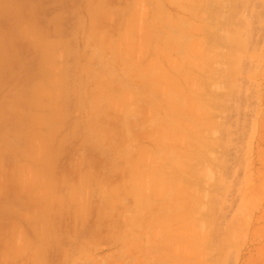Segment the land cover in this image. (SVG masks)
Here are the masks:
<instances>
[{
  "label": "rangeland",
  "instance_id": "rangeland-1",
  "mask_svg": "<svg viewBox=\"0 0 264 264\" xmlns=\"http://www.w3.org/2000/svg\"><path fill=\"white\" fill-rule=\"evenodd\" d=\"M187 1L188 0H182L180 1V3L178 0L176 2L175 0H115L114 4L117 7V11H119V15L121 17H124L123 19H125L120 20V23L110 22V29L114 24V27L117 31H115V33H117L118 36H110L106 39V44L108 48L107 53H94L89 56L93 66L98 71V75L103 73V78L107 82L106 85H108L109 93L110 95L114 96H112L113 98H111L108 103L104 104V107H102L101 110L94 109L92 113L88 114L87 117L89 118L80 115L81 112H79L75 123H72V121H70L67 126H62L61 142L62 144L66 145L68 149L64 153L65 160L61 167L60 177H57L58 179L55 180L53 186L45 190V196L39 199L38 206L35 208L36 211H33V209L31 208L32 212L27 213L26 216L23 217L22 221L25 223L24 228L19 231H9L8 239L9 241L12 240V242L7 243L5 252L12 253L14 257L23 256L24 259L28 260L25 262V264H205L202 262V260L197 259L199 255L201 257V253L203 251L205 256H202L201 259H203L204 257L206 258V256L208 258L209 255V258H206V261H212L213 259L215 260L214 257H216V260L218 259V261L215 260L216 262L214 261L215 263L213 264H216L217 262V264H219L223 258V255L221 256V253H223L222 251L225 249L224 246H226L227 249L230 246H234L236 247L234 248V250L240 258H238V264H264V217H262L264 215V187H261L264 186L261 185V181L264 184V46H261L257 52H253L258 55L254 57L255 63L258 61V58H261V61L259 62V64H257L256 68H252L253 70L248 71L249 74H246L245 77L243 76L245 73H243L242 75L244 79H246V76H248L250 83L252 84L250 86L249 84L246 86V88H248L247 91L251 89L249 93H246V95L249 96V99L251 101V103L249 104V108L251 107V110L249 109V112L253 110L252 112H254L255 114L259 113V116L255 115V117L257 119H260H258L257 122L256 119L253 117L254 115L252 116L255 119L256 127L258 126L256 129L259 132V134L258 132H256L257 137L255 135V137H253L251 140L252 142L255 139L253 141L254 143H250V145L248 137H246V139H243V141L241 142V162L243 166L242 169L244 168L245 172V168L247 167L246 169L248 170L245 173L242 172L244 173V175L241 173L243 175V178L245 177V186H242V191L246 189H252V192L249 195L247 194V197L245 198H249L250 202L252 201V204L250 203L251 206L249 204V201L247 200L248 202H242V207L239 206V208H237L238 210L241 209L243 211V204L247 203V206L245 204L244 206L250 209V212L247 213L249 214V218L246 214L244 215L246 216L247 222H249H245V225L243 227L242 225L244 223L242 224L239 222L243 219V213H241L242 211L240 212V210H236L235 214H233L234 211L232 214L228 212L230 216L233 215L234 217V220L231 222L228 221L232 217H230L226 212V214L229 216V219L226 222L225 220L227 219V217L225 218L223 216V214H225L223 211L229 210V208L226 207L227 209H224L223 211H221V213H219L220 208L218 210L219 212L215 210L216 207V209H218L219 200H221L218 196L222 193L220 191L222 188H218L217 186V179L220 176L218 170L220 169V165L222 163L221 159H223L224 157L223 153L221 152H225V149L223 148L222 144L225 145L227 143L225 142L226 137L221 138L222 133L220 130V126L222 125L217 122L224 121V116L226 115V113L227 115H229L228 112L230 111L232 112L231 114H233L234 117L235 112H233L232 109L235 110L236 107H232V105L234 104L235 99L234 97L229 99V95H232V90H238L237 86L239 85L237 84L240 83L239 79L241 78H239L240 73L237 72L239 73L238 76V74L235 73L236 71L234 70V68L230 66V63H227L228 61L222 62L225 63L224 67L222 66V63L219 61L218 53L216 57H212V55L216 51L223 53L225 49L226 51L228 50V48H225L226 46L224 41L218 44L217 36H223L221 33L224 34V28H228V30H230L229 25L231 24L229 23L231 21L229 20H232V17L230 19H227L229 18V16H226L225 18V13L229 14L226 11L227 8L231 7L229 3H231L232 0H218L219 2L217 1L216 4L213 2L214 0H212L211 2H213V4L216 6H213V4L209 2L210 0H207V3H205V5L204 2L206 0H201L203 2L200 1V3H198L199 0H197L198 2L194 4L196 2L195 1L192 4L193 6H195L192 8H194L196 11L197 8L195 7H198V13L200 12L199 16L204 13L208 15L205 16L211 17V14L216 12V14L213 15L216 16V18L211 17L210 20H208L209 18H204V20L207 19L206 21L208 22L203 20V15L202 19L201 16L199 17L200 19H195V14H197V11H194L195 13H192L193 10L191 11L193 15L190 13L186 14L185 12V16L187 15V17H185L184 13H182L185 17L184 21L181 12H189L190 9L187 10V8H190L192 6L189 1L193 2V0H189V4H187ZM233 1L234 5L229 8L231 12L235 13L236 10H238L237 12H243V8H241L244 5L243 1ZM177 2H179L180 4H178ZM174 3L175 5H173ZM181 4L183 6H180ZM199 4H201V6ZM184 5H186L187 8ZM206 5L209 6L206 7ZM238 5L241 6L239 7ZM233 6H238V9L236 8L235 10ZM211 9H217L218 11L213 10V12L211 11ZM232 9L235 10V12L232 11ZM201 10H203V12H201ZM209 11L211 12V14L207 13ZM240 12L239 14L242 15L243 13ZM181 16L183 19H180ZM221 16L224 18L222 19ZM170 17H172L174 21ZM217 17H219V21L216 20ZM176 18H178V20ZM212 18L213 20L215 19V22L212 21ZM234 19L232 22H234V24L236 25H239L237 24L239 22L236 21V16ZM227 20L229 22H227ZM238 20L241 21V18H239ZM220 21L224 26V28L220 31L216 29L220 33V35H217L219 33H217L215 29L207 31L209 30L208 27H204V25H202L203 23H205V25H210V28L211 26H213L212 28H214V25H217L218 23H220ZM177 22L179 25H175V23ZM210 22H213V24L211 25ZM223 22L225 23L223 24ZM170 23L172 25H170ZM221 23L219 25H221ZM222 25L221 28L223 27ZM262 25L263 26L261 28H264V24ZM195 26H202L205 29L203 30V28H201L203 32H200L201 29L199 32H196L199 30V28L197 29V27ZM193 28L197 30H194ZM230 28H232V31L234 30L233 26H230ZM235 28H238V26H235ZM242 28L243 25L241 26V28L238 29ZM245 28L246 27L242 29L243 31L238 29L237 31L244 33L246 30ZM184 30H188L187 33L184 32L186 35H182ZM209 32H211L212 34H210ZM110 33H113V31L110 30ZM213 33L215 34V36H217L215 37ZM211 35H213L214 37ZM214 40L217 41L215 42L217 43L216 45H220V47H216L215 44V46H213L212 44L211 47V42L214 43ZM193 42H195L194 45L192 44ZM205 42H209V48L207 46L208 43L206 44ZM197 43L200 44L196 46ZM221 44L223 46H221ZM205 45L208 49L207 53L211 51V48L212 50L213 47L216 48V51L214 53H211L212 55L208 53L213 59H210V57H208L209 55H204L207 54L206 51L203 50H206V47L203 48V46ZM241 46L242 44H240L239 47ZM201 51H203V53ZM201 53L203 57L202 55H200ZM233 54H235V49L233 51ZM171 56H173L174 58ZM207 58L209 59L207 60ZM167 59L169 62L166 61ZM175 59H177L176 61L178 63V66L177 64H175ZM190 60L191 65H187V61L189 62ZM155 62L157 64H155ZM194 62L197 63V65H195ZM173 63L175 65H173ZM218 63H221V65ZM219 65L224 69H230L229 71L233 73H230L226 70V74L229 73L231 75H225L229 76L227 79H225L223 76L219 75L220 72L217 73L219 70L222 71V68ZM229 67H232V69ZM224 69L222 72L225 74ZM216 70L218 71L216 72ZM164 73L168 78L167 82L170 81V86L165 81L166 76L164 75ZM180 73L183 75H180ZM159 75L160 78L158 77ZM235 75L238 76V79L236 77L237 82L235 80ZM170 77L172 80H170ZM182 77L185 82L182 81ZM185 78L188 79L185 80ZM221 79L223 82L221 81ZM172 81H180L179 84L183 86H180L178 82L175 83L176 85L172 86L174 84V82L171 83ZM156 84H158V86ZM160 88L162 89L160 90ZM196 88L198 90H196ZM180 89L182 90V92ZM229 89H232L231 94L229 93ZM176 90L178 93L174 92ZM192 90H194L197 94L195 92H192ZM179 93H184L186 96L183 94L181 95ZM225 93L229 97H226ZM192 94L199 95L193 96ZM235 94L236 93H234L233 95ZM190 95H192L191 98ZM250 95L252 97H250ZM171 96L174 97L171 98ZM219 96L222 97L220 98ZM223 97H225L226 99H222ZM192 99H195L200 106H202L203 103L209 105L208 107H205H210L212 113L210 112L209 115L207 114L209 112L208 110H210L209 108L205 109V117L199 116L202 114L200 112L204 108L202 107L203 109L200 110L199 108L198 110L196 106H199L197 105V102H195L196 106L194 105V111H196L197 109L196 112L198 113V115L197 113L192 112L194 115H196H193L194 117H192L190 115L191 110H193L191 106L192 103L195 104V100L193 101ZM183 100L185 101V103ZM221 100L225 103H228L229 107H227V105L226 107L229 108V110L226 107H223L225 106V104H223ZM189 104V114H186L188 111L187 105ZM178 105L180 108L178 107ZM234 105L236 106V104ZM166 106H168V108ZM176 107L178 110L176 109ZM225 108L228 110H226V113H224ZM157 116L159 117V119ZM249 120H251L250 117ZM193 121L195 122L194 124H196V121H198L199 123L202 122L203 124H207L203 126L208 127L204 129L201 126H198L197 124L196 125L198 127L196 125L193 126V124H191L193 123ZM228 121L234 122V118L231 117ZM228 121L226 123L223 122V124L227 126ZM169 123H171V125ZM189 123L191 124V126ZM187 124L190 127L193 126L194 130L191 129V132L189 130L187 131V129H190L189 126L187 127ZM195 126L199 129L195 130ZM226 128H228V126L225 127V129ZM248 128L249 127L247 125V129ZM162 129L166 134L168 133V135L171 137V140L169 139V136L168 138L164 137L167 136L165 133H163V136H161L163 132ZM159 130L162 132H160ZM180 130L182 132H180ZM197 130H200L201 133H198L199 131ZM186 131L188 132V134L186 133ZM246 132L248 134L250 133V130H246ZM154 133L156 135H154ZM178 133H183V136L186 133V139L187 136L190 135V133L192 134L191 136H189L190 138L192 137V140H189L188 138L190 143L187 141L189 143V147L191 148H189L187 145L185 146L186 139L183 140L185 141L184 143H182L183 141L181 140L180 142L178 141L180 144H183L182 146L187 147V149H192L191 151H186L184 147L179 148V146L181 145L174 143L173 140H175L176 138L173 137H176ZM204 135L210 137V139H213L215 143H213V145L207 144L204 147H200L197 138ZM154 136H157V139H153ZM183 136H180L181 138H178L177 136V138L182 139ZM163 138L164 140H161ZM222 139L223 141H221ZM167 140L168 142L169 140L170 142L173 141L171 142V146H175L176 149H183L185 150V152L188 153L191 152V155L182 152L181 155L183 156L184 153L188 155V157H193L192 154H196V156L200 155L202 157H205L206 161L209 158L213 159L212 161H207V164H209V161L210 164H213L211 168L213 173H210L211 166L207 165L209 167L205 168H208V176L205 175L204 170L201 169L204 173L203 176L205 175L206 178L200 177L202 178L199 179L201 180L200 182L199 180H195V176L197 175L196 172L199 171V174L200 172H202L200 171V168H202L203 166L202 164H205L204 166H206V163H203L206 162L204 161L205 158H203L202 160L201 157H198V160L195 156V161H199V163H201L202 161L203 162L199 164L198 162H194L193 159L189 160L191 165H189L188 168L187 166L189 163H186V161H188V157H185L187 158V160L185 161V158H183V156L181 158V156L179 155L180 150L176 152V149H173L174 152H176V155L173 150H170L169 153L167 149H172V147L166 148V145L168 144ZM216 141L219 142L218 145L216 144ZM175 142H177V140H175ZM190 144L194 146H191ZM196 144L198 145L197 147ZM167 146L169 147V144ZM221 147L224 149L223 151L221 150ZM202 148L203 150H201ZM171 151L174 153V155L171 154ZM177 154L179 155L182 163H179L180 160ZM168 156H171V161L169 160ZM172 156H175L174 160L176 161V163L178 159V165L175 164L174 161H172ZM165 158L166 160L168 159V162L165 161ZM169 161L171 163H169ZM184 162L185 164H183ZM180 164H183V167L186 164L187 166L183 168L179 166ZM170 166L175 168L171 169L175 170L177 174L178 172L184 174L180 177H177L173 175V173H175L173 171V176H171V172L169 171V169H167ZM198 167H200L199 170L195 171L198 169ZM188 170H190V172H193H187ZM254 170L255 172H257L256 174L253 173ZM141 172L143 173V175H141ZM177 174L175 173V175ZM192 174H194L195 176L193 177ZM209 174H211L212 177L210 175L211 178L207 179L209 177ZM249 174L250 176H248ZM186 175H190L189 177L194 178L193 180L198 182V184L196 183V185L193 186L194 183L192 182V185H190V181L193 180L187 178V180L189 179V183L184 181L186 183L185 185L187 187H189L190 185L191 188L184 187L181 189V187H183L181 185H184V182L182 183L181 180L187 177ZM142 176L145 179H143ZM167 176H171V178L177 177L182 183L180 185L179 180L177 181L175 179L179 184L174 183V188H177L175 185L177 184L179 186V191H183V189L190 190V194L188 192L186 193L187 190L185 191V193H183L185 198L187 195H189L186 199L184 198L187 203L184 201V199L181 198L183 196L181 194H178V188L174 189L175 191L177 190L176 193H173V191L169 192L168 189H171L170 187L173 185V182H171L173 178L170 179V183ZM199 176H202V174H200ZM198 177H196V179ZM204 178L209 180L210 182H208ZM153 179L156 180V182ZM202 180L205 181L203 182ZM167 182H169L170 184L169 188L165 187V184L166 186L168 185ZM151 184L154 186L153 188ZM139 185L144 188V191ZM157 186L159 188L155 189L157 188ZM149 187H151V191ZM161 187L162 189L164 187L167 188L166 190L168 191V193H170V195L167 192H164V194L166 193L164 195L161 190ZM160 190L163 196L161 195V192H159L160 196L157 195L158 191ZM194 190L196 194L194 193ZM200 191L202 194L201 197L203 201H200ZM256 192L259 193H257L256 195ZM215 193H217L218 195V198L216 200L214 199L215 197L213 198ZM203 194L204 197L206 195L207 197L204 198ZM174 195H176L178 199L176 196L174 199ZM195 195L198 196L195 197ZM251 195H256L255 197L253 196L254 200L253 197L252 199H250ZM164 197L165 199H163ZM167 197H169L170 200L173 199V201L171 200V205H175L176 203H178L176 201H184V203H180L181 205L178 203L181 209L178 207V204L176 207L172 206L169 208L170 204H168V202H171ZM190 198L192 199L193 205H191L192 203L190 201ZM193 200L196 201L195 203L197 205L200 202L199 206H194ZM207 201L209 203L205 204ZM201 202H205L204 204L207 206H209L210 204V211L208 209L209 207L207 208V210L205 209L206 207L204 208V210H202L204 205ZM220 202L221 207L222 201ZM165 203L168 204V206ZM182 203L185 206L188 204L187 206H189V208H187V206L185 208ZM201 204L203 205L202 209L200 208V206H202ZM191 206L194 207H192L191 209ZM184 208L187 210H184ZM246 208L244 209L247 211ZM181 210L185 212L182 213ZM245 210L244 212L246 213ZM203 213L204 215L202 216ZM207 214H209L210 216L214 214V222H216L215 224L218 225V228H215L218 229V231L221 227L230 228V226L232 227L238 225V230H240L239 226H242L241 228L243 229L241 231L246 237H242L243 235L240 237H235L231 245V241L229 242V239H227L228 245H225L226 243H224V245L221 244L220 247H222L223 245V250L218 248L219 253L214 252V250H210V253H208V250H200L199 252H196V250H198V247L202 248L200 247L201 238L204 235V233L201 232L202 226L203 228L205 227L204 232L209 230L210 227L211 229L209 230V232H216V229H214V227H212L211 225L212 222L210 224H208V222H205L208 226L211 225L210 227H208L206 224L204 226V223L202 225V220L209 221L210 216L208 218L206 216ZM221 214L225 218V220H223L224 218H222ZM220 216L223 221L221 220ZM205 218L208 220H206ZM211 219L212 217L210 218V221ZM246 219L244 218V221ZM237 227L232 228L235 230ZM212 228L213 231H211ZM232 228L230 229V233L232 232L231 230H233ZM227 229L228 228H225V230ZM225 230L223 232L222 229L223 233H221H229L228 230V232H226ZM237 231L235 230V232ZM235 232L234 234H232V237L235 234L239 235ZM212 234L210 233V235ZM221 235L219 236L217 234H214V240L212 243L218 244L221 242H219L220 239L222 240V243L226 242V238H224L225 234L222 235L224 237H222ZM226 236L227 238H229L231 235ZM215 237L217 238L215 239ZM179 238L181 240H179ZM189 240H194L196 242L199 241L198 245L200 246L196 244L197 246L195 245L194 247H191L192 244L190 245V242L188 243L189 245H185V242ZM196 242L193 243L195 244ZM217 246H219V244ZM232 248H230V250ZM192 250H194V252H191ZM188 251L194 253V256H192L193 254L190 256L191 253L189 252L188 255L191 258L187 257ZM228 251H224V254ZM231 251H233V249ZM239 251L241 252L239 253ZM196 253L200 254L197 255ZM260 253H262V255Z\"/></svg>",
  "mask_w": 264,
  "mask_h": 264
},
{
  "label": "crops",
  "instance_id": "crops-1",
  "mask_svg": "<svg viewBox=\"0 0 264 264\" xmlns=\"http://www.w3.org/2000/svg\"><path fill=\"white\" fill-rule=\"evenodd\" d=\"M114 2L0 0V264L28 261L5 252L8 233L60 177L62 126L114 96L89 57L118 36Z\"/></svg>",
  "mask_w": 264,
  "mask_h": 264
},
{
  "label": "bare ground",
  "instance_id": "bare-ground-1",
  "mask_svg": "<svg viewBox=\"0 0 264 264\" xmlns=\"http://www.w3.org/2000/svg\"><path fill=\"white\" fill-rule=\"evenodd\" d=\"M176 1H177V0H175V2H176ZM178 1L180 2V1H182V0H178ZM188 1H189V0H188ZM188 1H187V4L190 3L191 5H192L195 1H196V2H195L194 4H196V3L198 2L197 0H193V2H192V1H189V3H188ZM200 1H201V0H199L198 3H200ZM203 1H204V0H203ZM203 1H201V2H203ZM208 1H209V0H208ZM211 1H212V0H210L209 2L212 3V4H213V2H214V3L216 4L218 0H216V2H215V0H214L213 2H211ZM223 1H224V0H223ZM232 1H233V0H232ZM232 1H231V3H229V4L231 5V7H232V5H234V1H233V2H232ZM242 1H243V3H244V5H243V3H242L243 6L241 7V8H243V9H242L243 12H240V11H239L240 13H243L242 15L239 14V12H237L238 10H236V8L238 9V6H239V5H238L237 7H236V6H235V7L233 6V7L235 8L236 12H235V10H233L234 8L232 9V11H234L235 13L231 12V10L229 9V8H231V7H229L230 5L228 6L229 8H227V11H226V12L229 13V14H226V13L224 12V13H225V18H226V16H227V17L229 16V18H227V19H230V18L232 17V20H229V21H231V22L229 23V24H231V25H229V29H230V30H228V28H227V29L224 28V26L222 25L221 21H220V23H221V25L223 26L222 28H221V25H219L220 23H218L217 25L215 24V25H214V28H212L213 26H211V28H210V27H209L210 25H208V24L205 25V23H203V24L201 23L202 25H204V27H208L209 30H207V31H210L211 29H212V30L215 29V31H217V30L220 31V30H222V29L224 28V31H225V32L223 31L224 34L221 33L223 36H217V35H220V33L217 31V33H219V34L216 35L217 38H218V39H217V38H216V39H217V41H218V44H219L220 42H223V41H224L225 46H226L225 48H228V50H227L228 52H227L226 49H225V51H224L223 53H220V52H217V51H216V48L213 47V50H212V48H211V51H209L208 53H209L210 55H212L211 53H214V52L216 51V52H215L216 54L214 53L215 55L213 54L212 57H213V56L216 57V56L219 54V61H220L221 63L224 62V61H228L227 63H230V66H232V67L234 68V70L236 71V72H235V71H234V72H235V73H237V72L240 73V76H239V73H237V74H238L239 78H241V79H239L240 81L238 80V81L240 82L239 84H237V85H239V86H237L238 90L235 91V90H232V89H231V90L233 91V93H232L231 90L229 89V90H230L229 93H230V94L232 93V95H233L234 93H236L235 95H233V96H232V95H229V96H230V97H229V96H227L228 93H227V92H226L227 94L225 93V94H226L225 96H226V97H229V99H231V98H233V97H234V99H235V102H236V103H235L234 101H233V102H234V104H236V106H235L234 104H233L234 106L232 105V107H236V109L234 108L235 110L232 109V111L235 112V113H234V117H233V114H231V113H232L231 111L228 112L229 115H227L226 112L229 110V108H227V107H229V105H228V103H225L224 101L221 100L222 103L225 104V106L222 105L223 107H226V105H227L226 108H227L228 110H227L226 108L224 109V110H225L224 113H226L225 116H227V117L224 116V118H225L226 121L224 120V121L217 122V123H220L222 126H224L225 124H223V122L226 123L228 120H230L231 117L234 118V122H232L233 120H232L231 122L228 121V123H227L228 128L225 129V127H227L226 125H225L224 127L220 126V127H221L220 130H221V133H222L221 138L226 137V138H225L226 141H225V140H224V141L227 142V143H226L225 145L222 144V145H223V148L225 149V152L223 151L224 149L221 147V150L223 151V152H221V153H223L224 157H223V159H221V162H222V163H221V165H220V169L218 170V173L220 174V176H219L220 179H219V177H218V179H217V184H218V185H217V186H218V188H222L220 191H221L222 193H223V192H224V193H223V194L221 193L219 196L217 195V193H215L216 195L214 194V196H213V198L215 197V198H214L215 200H216L218 197H219V199H221V200H219V206H218V209H216V208H217V207H216L215 210L218 211L219 208H220V212H219V211H218V212L221 213V211H223L224 209L226 210L227 208H229V210L223 211L225 214H223V212H222L223 216H224L225 218L227 217L226 220H225V218H224V217L222 216V214H221L222 218H224L223 220H225L226 222H227V220L229 219V216H230L229 213L232 214L233 211H234L233 214H235L236 210H238L237 208H239V206L242 207V202L247 201V200L249 201V198H247V199H245V198L247 197V194L249 195V194L252 192V189H251V190L248 189L249 191H248L247 189L244 190V191H242V186H243L244 183H245V181H244V178H245V177L243 178V175H244V173L247 172L248 170L246 169L247 167L245 168V170H246L245 172H244V168L242 169L243 166H242V162H241V159H242V147H241L242 144H241V142L243 141V139H246V137H248L249 144H250V143H254L253 141H254L255 139H254L252 142H251V140H252L253 137H255V135H256V137H257V133H256V132H258V130L256 129L258 126L256 127L255 119H256V121L259 119V118L257 119V118L255 117V115H256V116H259V115H258L259 113H258V114H257V113L255 114L254 112H252L253 110H252L251 112H249V109L251 110V107L249 108V104L251 103V101H250V99H249V96L246 95V93H249V91H250L251 89H250L249 91H247L248 88H246V86H247L248 84H249V86L252 85V84L250 83V80H249L248 76H246V79H244V77H245L246 74H247V75L249 74L248 71L255 69L256 66H257V64H259V62L261 61V58H260V59L258 58V59H257V60H258V61H257L258 63H257V62L255 63V61H254V57H255L257 54H256V53H253V52H257L261 46H262V47L264 46V30H262V29H264V28H261V27L263 26L262 24H264V21H263V20H264V0H242ZM173 2H174V1H173ZM179 2H177V3L180 4L181 2H180V3H179ZM184 2H185V1H184ZM218 2H219V1H218ZM236 2H237V1H236ZM205 3H207V0L204 2V5H205ZM227 3H228V2H227ZM238 3H239V2H238ZM238 3H237V4H238ZM171 4H172V2H171ZM237 4H236V5H237ZM173 5H175V3H174ZM199 5L201 6V4H199ZM209 5H210V4H209ZM209 5H206V7L209 6ZM180 6H183V5L181 4ZM184 6L186 7V5H184ZM194 6H195V5H194ZM194 6H193V5H192L191 7L189 6L190 8H187V7H186L187 10L190 9L189 12H187V11H183V12H181V14L184 13V16H185V12H186V14H187V13L192 14V13L195 11V9L192 8V7H194ZM197 6H198V4H197ZM202 6H203V5H202ZM213 6H216V5L213 4ZM223 6H224V5H223ZM240 6H241V5H240ZM240 6H239V7H240ZM185 7H184V9H185ZM204 7H205V6H204ZM224 7H225V6H224ZM226 7H227V5H226ZM195 8H197V9H196L197 12H196V11H195V12L198 14V15L195 14V15H196V17L194 16L195 19H200V18H199L200 16H201V19H202V17L204 16V17H203V20H204V18H207V19L209 18L208 20H210L211 17H215V18H216V16H213L214 14H216V12L211 14L210 11L207 12V13H208V14H211V15H212L211 17H207L208 15H207V14H204V13L202 14L203 16H202V15L199 16V13H200V12L198 13V10H199V9H198V7H195ZM184 9H183V10H184ZM220 9H221V8H220ZM180 10H181V9H180ZM192 10H193V11H192ZM208 10H210V9H208ZM208 10H207V11H208ZM213 10H215V9H211V11H213ZM228 10H230V11H228ZM191 11H192V13H191ZM215 11H218V10L216 9ZM221 11H222V10H221ZM221 11H220V12H221ZM195 12H194V13H195ZM201 12H203V10H201ZM204 12H206V11H204ZM213 12H214V11H213ZM220 12H219V13H220ZM222 12H223V11H222ZM230 13H231V14H230ZM232 13H233V14H232ZM236 13H238V14H236ZM235 14H236V15H235ZM192 15H193V14H192ZM205 15H207V16H205ZM231 15H232V16H231ZM239 15H240L241 17H240ZM179 16H180V15H179ZM182 16H183V14H182ZM182 16H181V18H180V17H178V18H180V19H183V18H184L183 20L185 21V17H187V15H186L185 17L183 16V18H182ZM218 16H219V15H218ZM233 16H234V17H233ZM235 16H236V19H237L236 21L239 22V23H237V22H236V23L239 24V25H241V26L243 25V28L246 27V28H245L246 30L244 29V30H245L244 33H243V32H240V31H237V29H238V28H241V26L236 25V24H234V22H232L233 19L235 18ZM192 17H193V16H192ZM237 17L241 18V21L238 20L239 18H237ZM170 18L174 21V19H173L172 17H170ZM178 18H176V19L178 20ZM221 18L223 19L224 17L221 16ZM189 19H190V18H189ZM207 19H206V20H207ZM218 19H219V17H217L216 20L219 21ZM169 20H170V19H169ZM177 20H175V21H177ZM206 20H204V21H206ZM224 20H225V19H224ZM224 20H223V21H224ZM234 20H235V19H234ZM173 21H172V22H173ZM179 21H180V20H179ZM181 21H182V20H181ZM184 21H183V22H184ZM186 21H187V18H186ZM199 21H200V20H199ZM201 21H202V20H201ZM212 21L215 22V19L213 20V18H212ZM217 21H216V22H217ZM229 21L227 20V22H229ZM262 21H263V22H262ZM206 22H208V21H206ZM227 22H226V23H227ZM241 22H242V24H241ZM257 22H258V23H257ZM210 23H211V22H210ZM224 23H225V22H223V24H224ZM243 23H245V24H243ZM177 24H178V22L175 23V25H177ZM212 24H213V22L211 23V25H212ZM232 24H234V25H232ZM170 25H172V24L170 23ZM178 25H179V24H178ZM225 25H227V24H225ZM199 26H200V25H199ZM199 26H198V27L195 26V27H197V29L199 28V30L196 31V32H199L200 29L203 28L202 26H201V27H199ZM230 26H231V27L233 26V28H234L233 31L231 30L232 28H230ZM235 26H238V28H235ZM173 27H174V26H173ZM243 28H242V29H243ZM183 29H184V28H183ZM193 29H194V28H193ZM197 29H194V30H197ZM204 29H205V28H203V30H204ZM216 29H217V30H216ZM225 29H226V30H225ZM242 29H238V30H242ZM203 30L201 29L200 32H203ZM259 30H261V31H259ZM181 31H182V30H181ZM205 31H206V30H205ZM205 31H204V32H205ZM242 31H243V30H242ZM184 32L187 33L188 30H184L183 33H182V35L185 34ZM212 32H214V31H212ZM205 33H206V32H205ZM209 33L212 34L211 32H209ZM190 34H191V33H190ZM213 34H214V33H213ZM185 35H186V34H185ZM208 35H209V34H208ZM211 36H213V35H211ZM214 36H215V34H214ZM214 36H213V37H214ZM216 36H215V37H216ZM182 37H183V36H182ZM212 40H213V39H212ZM170 41H171V40H170ZM217 41L214 40V43L211 42V41H209V42H211V47H212V44H213V46H215V45L217 44V43H215V42H217ZM209 42H205L206 44L208 43V45H207L208 48L210 47V46H209V45H210ZM224 43H223V45H224ZM170 44H171V42H170ZM172 44H173V43H172ZM192 44L194 45L195 42H193ZM198 44H200V43H197L196 46H197ZM214 44H215V45H214ZM240 44H242L241 47H239ZM202 45H203V44H202ZM202 45H201V46H202ZM223 45L221 44V46H223ZM172 47H173V45H172ZM199 47H200V45H199ZM204 47H206V45L203 46V48H204ZM216 47H220V45H219V46L216 45ZM234 49H235V54H233ZM198 50H200V49H198ZM203 50L206 51V53H207V50H208V49H207V47H206V50H205V49H203ZM240 50H242V51H240ZM162 51H163V50H162ZM201 52L203 53V51H201ZM241 52H242V54H241ZM163 53H164V52H163ZM178 53H179V52H178ZM199 53H200V51H199ZM202 53H201L200 55H202ZM208 53H207V54H204V55H207V56H208V55H209ZM217 53H218V54H217ZM165 54H166V53H165ZM169 54H170V53H169ZM194 54H195V53H194ZM197 55H198V54H197ZM200 55H198V56H200ZM210 55H209L208 57H210V59H213ZM194 56H195V55H194ZM198 56H197V57H198ZM257 56H258V55H257ZM171 57H173V56H171ZM200 57H201V56H200ZM202 57H203V55H202ZM167 58H168V57H167ZM173 58H174V57H173ZM194 59H195V58H194ZM208 59H209V58H207V60H208ZM172 60H173V59H172ZM176 60H177V59H175V62H176L175 64H177V66H178V63H177ZM166 61H168V59H167ZM166 61H165V62H166ZM209 61H210V60H209ZM168 62H169V61H168ZM168 62H167V63H168ZM173 62H174V61H173ZM189 62H190V63H189ZM189 62L187 61V65H188V64L191 65V60H190ZM195 62H196V61H195ZM195 62H194V63H195ZM210 62H211V61H210ZM192 63H193V60H192ZM198 63H199V62H198ZM206 63H207V61H206ZM206 63H205V65H206ZM221 63H218V64L221 65ZM155 64H157V63L155 62ZM162 64H163V63H162ZM168 64H169V63H168ZM168 64H167V66H168ZM175 64L173 63V65H175ZM224 64H225V63H222V66H223V67H224ZM195 65H197V63H195ZM220 65H219V66H220ZM156 66H157V65H156ZM225 66H226V65H225ZM162 67H163V66H162ZM169 67H170V66H169ZM179 67H181V66H179ZM190 67H191V66H190ZM192 67H193V66H192ZM220 67H221V66H220ZM226 67H227V66H226ZM226 67H225V68H226ZM232 67H229V68L232 69ZM163 68H164V67H163ZM170 68H171V67H170ZM170 68H169V69H170ZM221 68H222V67H221ZM221 68H220V69H221ZM252 68H253V69H252ZM156 69H157V68H156ZM179 69H180V68H179ZM213 69H214V68H213ZM213 69H212V70H213ZM223 69H224V68H222V71H223ZM227 69H228V68H227ZM227 69H224V70H225V71H224L225 74H224L221 70H219V69H218L219 71L216 70V72H217V71H218L217 73L220 72L219 75H220V76H223L225 79H227V78L231 75V74L227 73V74H229V76H225V75H227V74H226V70H227ZM199 70H200V69H199ZM212 70H211V71H212ZM229 70H230V69H229ZM229 70H227V71H229ZM161 71H163V70H161ZM170 71H171V70H170ZM172 71H174V70H172ZM192 71H194V70H192ZM214 71H215V70H214ZM214 71H213V72H214ZM165 72H166V71H165ZM180 72H181V71H180ZM229 72H230V71H229ZM167 73H168V72H167ZM170 73H171V72H170ZM181 73H182V72H181ZM181 73H180V75H183V74H181ZM230 73H233V72H230ZM243 73H245V74L243 75ZM161 74H162V72H161ZM192 74H193V73H192ZM192 74H191V75H192ZM221 74H223V75H221ZM164 75L166 76L165 73H164ZM173 75H175V74H173ZM200 75H201V74H200ZM242 75H243L244 77H243ZM238 76L235 75V80H236V82H237ZM158 77L160 78V75H159ZM168 77H169V74H168ZM171 77H174V76H171ZM171 77H170V80H172ZM180 77H181V76H180ZM199 77H200V76H199ZM218 77H219V76H218ZM236 77H237V79H236ZM163 78H165V77H163ZM175 78H176V77H175ZM175 78H174V79H175ZM177 78H179V77H177ZM196 78H197V77H196ZM210 78H211V77H210ZM221 78H222V77H221ZM156 79H157V78H156ZM161 79H162V78H161ZM167 79H168V78H167V76H166V80H165V79H164V80L166 81V83L169 84L170 81L168 80L169 82H167ZM182 79H183V77H182ZM182 79H181V80H182ZM187 79H188V78H187ZM187 79L185 78V80H187ZM158 80H159V79H158ZM177 80H178V79H177ZM200 80H201V79H200ZM207 80H208V79H207ZM223 80H224V79H223ZM248 80H249V81H248ZM175 81H176V80H175ZM182 81H184V79H183ZM218 81H219V80H218ZM221 81H222V79H221ZM162 82H163V81H162ZM173 82H174V81H172L171 83H173ZM177 82H178V84H179L180 81H177ZM177 82H174V84H173V85L171 84V85L174 86V85H176L175 83H177ZM184 82H185V81H184ZM187 82H188V81H187ZM195 82H196V81H195ZM195 82H193V83H195ZM219 82H220V81H219ZM222 82H223V81H222ZM157 83H160V82H157ZM197 83H198V82H197ZM156 85L158 86V84H156ZM179 85H180V86H183V85H181V84H179ZM179 85H178V86H179ZM194 85H195V84H194ZM169 86H170V84H169ZM184 86H185V85H184ZM198 86H199V85H198ZM243 87H244V88H243ZM256 87H257V86H256ZM158 88H159V87H158ZM158 88H157V89H158ZM162 88H163V87H162ZM162 88H160V90H161ZM164 88H165V87H164ZM175 88H177V87H175ZM179 88H180V87H179ZM199 88H200V87H199ZM237 88H236V89H237ZM165 89H166V88H165ZM185 89H186V88H185ZM185 89H184V90H185ZM200 89H201V88H200ZM158 90H159V89H158ZM174 90H175V89H174ZM180 90H181V89H180ZM184 90H183V91H184ZM196 90H198V89L196 88ZM162 91H163V90H162ZM253 91H254V89H253ZM163 92H164V91H163ZM166 92H167V91H166ZM174 92L178 93L177 90L174 91ZM181 92H182V90H181ZM192 92H195V91L192 90ZM192 92H190V93H192ZM198 92H199V91H198ZM157 93H158V92H157ZM167 93H168V92H167ZM195 93H196V92H195ZM199 93H200V92H199ZM251 93H252V92H251ZM251 93H250V94H251ZM179 94H181V95H182V94L185 95L184 93H179ZM196 94H197V93H196ZM196 94H194V95H196ZM223 94H224V93H223ZM253 94H254V93H253ZM176 95H178V94H176ZM188 95H189V94H188ZM192 95H193V94H192ZM192 95H190V98H191ZM194 95H193V96H194ZM198 95H199V94H198ZM198 95H196V96H198ZM221 95H222V94H221ZM248 95H249V94H248ZM251 95H252V94H251ZM251 95H250V97L253 96V95H252V96H251ZM162 96H163V95H162ZM167 96H168V95H167ZM185 96H186V95H185ZM173 97H174V96H171V98H173ZM219 97H220V96H219ZM221 97H222V96H221ZM221 97H220V98H221ZM176 98H177V97H176ZM184 98H186V97H184ZM192 98H194V97H192ZM168 99H169V98H168ZM177 99H178V98H177ZM177 99H176V100H177ZM179 99H180V98H179ZM195 99H196V98H195ZM195 99H194V100H195ZM198 99H199V98H198ZM222 99H226V98L223 97ZM234 99H233V100H234ZM186 100H187V99H186ZM192 100H193V99H192ZM194 100H193V101H194ZM219 100H220V99H219ZM167 101H168V100H167ZM183 101H184V100H183ZM190 101H191V100H190ZM214 101H215V100H214ZM214 101H213V102H214ZM221 101H219V102H221ZM249 101H250V102H249ZM254 101H255V100H254ZM254 101H252V102H254ZM179 102H181V101H179ZM195 102H197V101L195 100L194 103H195ZM255 102H256V101H255ZM184 103H185V101H184ZM247 103H248V104H247ZM168 104H169V103H168ZM177 104H178V103H177ZM216 104H217V103H216ZM218 104H221V103H218ZM254 104H255V103H254ZM166 105H167V104H166ZM180 105H182V104H180ZM194 105L196 106V103H195V104L192 103V106H191V107L193 108V110H191V112H190V115H191L192 117L196 116V115L193 114L194 112L197 113V112H196L197 109H196V111H194V110H195V109H194V108H195ZM197 105L199 106V107L196 106V108H198V110H199V108H200V110L204 108L203 110H201L200 113H202V114L199 115V116H202V117L204 116V117H205V116H206V110H205V109H209L210 107H209V108H206V107H208L209 105L203 103L204 106H203V105L200 106L198 102H197ZM168 106H169V105H168ZM168 106H166V107L168 108ZM187 106H188V107H187V110H188L190 104L187 105ZM205 106H206V107H205ZM178 107H179V105H178ZM181 107H182V106H181ZM202 107H203V108H202ZM230 107H231V106H230ZM169 108H170V107H169ZM179 108H180V107H179ZM192 108H191V109H192ZM176 109H177V107H176ZM252 109H253V108H252ZM177 110H178V109H177ZM204 110H205V111H204ZM222 110H223V108H222ZM226 110H227V111H226ZM185 111H186V110H185ZM208 111H209V112H208ZM208 111H207V112H208L207 114L209 115L210 112H211V108H210V110H208ZM163 112H164V111H163ZM192 112H193V113H192ZM198 112H199V111H198ZM211 113H212V112H211ZM186 114H189V110L187 111ZM163 115H164V113H163ZM166 115H168V114H166ZM184 115H185V114H184ZM193 115H194V116H193ZM197 115H198V113H197ZM208 115H207V116H208ZM253 115H254V116H253ZM185 116H186V115H185ZM191 116H190V118H191ZM210 116H211V115H210ZM252 116H253L255 119H254ZM157 117H158V116H157ZM165 117H166V116H165ZM168 117H169V116H168ZM208 117H209V116H208ZM249 117L251 118V120H249ZM252 118H253V119H252ZM158 119H159V117H158ZM158 119H157V120H158ZM207 119H208V118H207ZM169 120H171V119H169ZM259 120H260V119H259ZM173 122H174V121H173ZM214 122H215V121H214ZM221 122H222V123H221ZM257 122H258V121H257ZM194 123H195V122L193 121V123H191V124H193V126L197 124L198 126H201V127L204 128V129H206V128L208 127V126H203V125H207V124H203L202 122H200V123H202V124H200L198 121H196V124H194ZM211 123H212V121H211ZM169 124L171 125V123H169ZM189 124H190V123H189ZM191 124H190V126H191ZM199 124H200V125H199ZM213 124H214V123H213ZM167 125H168V124H167ZM197 125H196V126H197ZM214 125H216V124H214ZM247 125H248V127H249L248 129H247ZM188 126H189V125L187 124V127H188ZM190 126H189L190 129H187V131H188V130L190 131L191 129L194 130V127L192 126V127H193V128H192V127H190ZM196 126H195V130H196V129H199V128H196ZM198 126H197V127H198ZM216 126H217V125H216ZM161 127H162V126H161ZM161 127H160V128H161ZM175 127H176V126H175ZM201 127H200V129H201ZM155 128H156V127H155ZM176 128H177V127H176ZM176 128H175V129H176ZM217 128H218V127H217ZM222 128H223V129H222ZM218 129H219V128H218ZM255 129H256V130H255ZM166 130H167V129H166ZM246 130H250V133L247 134L248 131L246 132ZM159 131H160V130H159ZM162 131H163V129H162ZM162 131H160V132H162ZM167 131H168V130H167ZM172 131H173V130H172ZM176 131H177V130H176ZM187 131H186V133L188 134ZM197 131H199L198 133H201L200 130H197ZM155 132H156V130H155ZM180 132H182V131L180 130ZM184 132H185V131H184ZM184 132H183V133H184ZM190 132H191V131H190ZM163 133H165V132L163 131L162 134H161V136H163ZM174 133H175V132H174ZM183 133H181V134L178 133V135H176V137H173V138H176L175 140H177V142H175V140H173V138H172V140L174 141V143H177V144L181 145V146H179V148H180V147H181V148L184 147L186 151H189L190 149H187V147H185V146L187 145V146L189 147V143H190L189 140H192V139H191L192 137L190 138L189 136H191L192 134L190 133V135H188V136H187V139H186V133H185L184 136H183ZM196 133H197V132H196ZM255 133H256V134H255ZM156 134H157V132H156ZM156 134L154 133V135H156ZM165 134H166V133H165ZM165 134H164V135H165ZM170 134H171V133H170ZM176 134H177V133H176ZM258 134H259V132H258ZM159 135H160V134H159ZM166 135H167V136H164V137L168 138V136H169L168 133H167ZM199 135H200V134H199ZM205 135H206V134H205ZM205 135L197 138V140H198V144H199L200 147H204V146H206L207 144H208V145H213V143H215V141H214L213 139H210V137L205 136ZM172 136H173V135H172ZM177 136H178V138H179L180 136H183V138H182V139H178ZM158 137H159V136H158ZM193 137H194V136H193ZM154 138L157 139V136H156V137L154 136L153 139H154ZM180 138H181V137H180ZM188 138H189V140H188ZM195 138H196V137H195ZM258 138H259V137H258ZM169 139L171 140V137H170V136H169ZM185 139H186V142L188 141L189 143L187 142V144H186V142L183 141V140H185ZM161 140H164V138L161 139ZM170 140H169V142H168V140H167V142H168V144H169V147L167 146L168 144L166 145V148H170V147H172V149H171V148H170V149H167V150L169 151V153H170V150L176 149L175 146H173V145L171 146V142H173V141L170 142ZM180 140L183 141L182 143L185 142V146H182L183 144H182V143H181V144L179 143ZM193 140H194V139H193ZM165 141H166V140H165ZM178 141H179V142H178ZM221 141H223V139H222ZM257 141H258V140H257ZM196 142H197V141H196ZM216 142H217L216 144L218 145L219 142H218V141H216ZM255 142H256V141H255ZM258 142H259V141H258ZM258 142H257V143H258ZM155 145H156V144H155ZM190 145H191V144H190ZM250 145H251V144H250ZM160 146H161V145H160ZM176 146H177V145H176ZM191 146H194V145H191ZM197 146H198V145L196 144V147H197ZM226 146H227V147H226ZM173 147H174V148H173ZM200 147H199V148H200ZM207 147H208V146H207ZM207 147H206V149H207ZM209 147H210V146H209ZM189 148H191V147H189ZM192 148H194V147H192ZM196 149H198V148H196ZM162 150H163V149H162ZM179 150H180L181 152H180ZM185 150H183V149L181 150V149H178V148H177V149H176V152L179 151V155H180L181 158H182L183 155H181V153H182V152H185ZM191 150H192V149H191ZM191 150H190V151H191ZM199 150H200V149H199ZM201 150H203V148H202ZM231 150H232V151H231ZM173 152H174V150H173ZM173 152L171 151V154L174 155V153H175V155H176V152H174V153H173ZM193 152H194V151H193ZM204 152H205V151H204ZM185 153L188 154V155H191V154H190L191 152H190V153L185 152ZM185 153H184L183 158L188 157V155H186ZM201 153H203V152H201ZM204 154H205V153H204ZM177 155H178V154H177ZM179 155H178V158H179L180 162H179L178 159H177V163H176V161L174 160V157H175V156H174V157L172 156V158H173L172 161H174V163L177 164V165H178L179 163H182V161H181ZM192 155H193V157H192V156H191V157H190V156L188 157V161H186L187 158H185L186 163H187V164L189 163V164H188V166H187V164H186L184 167L187 166V167L189 168V165H191V163L189 162V160H192V159H193L194 162H198V163H199V161H195V158H196V157H197L198 160H199L198 157H201L202 160H203V158H205V157H202V156H200V155L196 156V154H192ZM201 155H202V154H201ZM223 155H222V156H223ZM195 156H196V157H195ZM170 157H171V156H168L169 160H170ZM194 157H195V158H194ZM157 158H159V157H157ZM166 158H167V157H166ZM166 158H165V161L168 160V159L166 160ZM176 158H177V156H176ZM201 158H200V159H201ZM160 159H161V157H160ZM160 159H159V160H160ZM197 159H196V160H197ZM182 160H183V159H182ZM208 160H211V161H212L213 159L209 158V159H207V161H208ZM170 161H171V160H170ZM170 161H169V163H171ZM204 161H206V158L204 159ZM207 161H206V162H203V161H202L203 163H206V166H204L205 164H202V165L204 166V168H205V167H209V166H211V167H210V173H213V171L211 170L213 164H210V161H209V164H207ZM167 162H168V161H167ZM178 162H179V163H178ZM202 162H201V163H202ZM157 163H158V161H157ZM201 163H199V164H201ZM165 164H166V163H165ZM183 164H185V162H184ZM183 164H180L179 166H180V167H183V166H182ZM193 164H194V163H193ZM193 164H192V165H193ZM163 165H164V164H163ZM194 165H195V164H194ZM207 165H209V166H207ZM197 166H198V164H197ZM203 166H202V168L198 167V169L195 170V171H198L199 168H200V171H202L201 169H203L205 175L208 176V173H209L208 168H205V169H204ZM214 166H215V165H214ZM157 167H158V165H157ZM157 167H156V168H157ZM159 167H160V166H159ZM165 167H166V166H165ZM184 167H183V168H184ZM190 167H191V166H190ZM171 168H172V169H175V168H173L172 166H170V167L167 168V169H169V171L171 172V173L168 172V173L171 174V176L174 175V176L180 177L181 175L184 174V173L182 174L181 172H180V173H181V174H180V173L178 172V174H180V175H178L177 172H175V170H172ZM188 168H187V169H188ZM192 168H193V167H192ZM194 168H196V167H194ZM254 168H255V167H254ZM187 169H186V170H187ZM161 170H162V169H161ZM184 170H185V169H184ZM206 170H207V171H206ZM255 170H256V169H255ZM255 170H254V172H253V171H252V172L256 174L257 172H255ZM173 171H174L177 175H175V173H173V175H172V172H173ZM191 171H192V170H191ZM193 171H194V169H193ZM193 171H192V172H193ZM211 171H212V172H211ZM143 172H144V171H143ZM152 172H153V171H152ZM187 172H190V170H188ZM192 172H190V173H192ZM242 172H244V173H242ZM141 173H142V172H141ZM155 173H157V172H155ZM168 173H167V174H168ZM185 173H186V172H185ZM196 173H197L196 176H195L194 174H192L193 177L195 176V180L202 179V178H200V177H205V175L203 176V174H204L203 171L200 172V174H202V176H199V175H200V174H199V171L196 172ZM196 173H195V174H196ZM241 173H242L243 175H242ZM253 173H251V174H253ZM144 174H145V173H144ZM150 174H151V173H150ZM167 174H166V175H167ZM219 174H218V175H219ZM141 175H143V173H142ZM151 175H152V174H151ZM168 175H169V174H168ZM210 175H211V174H209V177H208L207 179H209V178L212 177V175H211V177H210ZM144 176H146V175H144ZM152 176H153V175H152ZM152 176H151V177H152ZM155 176H156V175H155ZM163 176H164V175H163ZM171 176H167L169 182L171 181L170 179L173 178V177L171 178ZM186 176H187V175H186ZM189 176H190V175H188L187 177L183 178V179L181 180V182H182V183H183L184 181H185V182H188L189 179H191V180L194 179V178H192V177L190 178ZM198 176H199V177H198ZM213 176H214V174H213ZM248 176H250V174H249ZM142 177H143V176H142ZM142 177H141V178H142ZM149 177H150V176H149ZM164 177H165V176H164ZM164 177H163V178H164ZM177 177H174L173 180L171 181V182H173V185L171 184V185L173 186V188H172V186H171V187H170L171 189H168L169 192L173 191V193H176L177 190L179 191V186H178L177 184L180 183V185H181L182 183L180 182V180H179ZM196 177H198V178L196 179ZM157 178H158V176H157ZM165 178H166V177H165ZM187 178H189V179L187 180ZM205 178H206V177H205ZM205 178H204V179H205ZM248 178H249V177H248ZM251 178H252V177H251ZM143 179H145V178L143 177ZM175 179H176L177 181L179 180V183H178ZM185 179H186L187 181H186ZM207 179H205V180H207ZM153 180H154V179H153ZM157 180H158V179H157ZM166 180H167V179H166ZM168 180H167V181H168ZM174 180H175L176 182H175ZM195 180L190 181V185H192V182L194 183L193 186H195L196 183L198 184V182H196ZM205 180H204V181H205ZM154 181L156 182V180H154ZM160 181H161V180H160ZM164 181H165V180H164ZM200 181H201V180H199V182H200ZM202 181H203V180H202ZM204 181H203V182H204ZM207 181L210 182L209 180H207ZM142 182H143V181H142ZM144 182H145V181H144ZM149 182H150V181H149ZM149 182H148V183H149ZM169 182H167V183H168L167 186H166V184H165V187L169 188V186H170ZM171 182H170V183H171ZM185 182H184V185L186 184ZM145 183H146V182H145ZM148 183H147V184H148ZM153 183H154V182H153ZM153 183H152V184H153ZM162 183H163V182H162ZM174 183H177V184H175V185H176V187H177L178 189H177V188H174V187H175V186H174ZM188 183H189V182H188ZM188 183H187V184H188ZM143 184H144V183H143ZM143 184H142V185H143ZM152 184H151V185H152ZM155 184H156V183H155ZM155 184H154V185H155ZM157 184H158V182H157ZM144 185H145V184H144ZM144 185H143V186H144ZM184 185H181V186H183V187H181V189L184 188V187H185V188H191V186H190L189 184H188L189 187H187L186 185L184 186ZM261 185H264V184L262 183V181H261ZM139 186H141V185H139ZM158 186H159V185H158ZM158 186H157V188H155V189H158V188H159ZM244 186H245V185H244ZM137 187H138V186H137ZM153 187H154V186L152 185V188H153ZM165 187H164V188H165ZM199 187H200V186H199ZM251 187H252V186H251ZM261 187H264V186H261ZM141 188H142V186H141ZM146 188H147V187H146ZM149 188H150V191H151V187H149ZM149 188H148V192H149ZM164 188H163V189H164ZM167 188H165L164 191H163V189H162V187H161V190H162L163 194H164V192H167V193H168V191L166 190ZM192 188H193V187H192ZM142 189H143V191H144V188H142ZM142 189H140V190H142ZM174 189H177V190L175 191ZM196 189H197V188H196ZM216 189H217V187H216ZM153 190H154V189H153ZM161 190L158 191V193L161 192ZM186 190H187V191H186ZM222 190H223V191H222ZM263 190H264V189H263ZM181 191H182V190H180V191H179L180 193L178 192V194H181L183 197H181V196H180V197H181L182 199H184L185 197H184L183 193H185V191H186V193H187V192L189 193L190 190H188V189H185V190H184V189H183V191H182V192H181ZM217 191H218V190H217ZM258 191H259V190H258ZM141 192H142V191H141ZM162 192H161V195H162ZM246 192H247V193H246ZM253 192H254V191H253ZM151 193H152V192H151ZM154 193H155V192H154ZM154 193H153V194H154ZM158 193H157V195L160 196V193H159V194H158ZM194 193L196 194L195 190H194ZM198 193H199V192H198ZM257 193H259V192H256V195H257ZM134 194H135V193H134ZM149 194H150V193H149ZM149 194H148V195H149ZM155 194H156V193H155ZM165 194H166V193H165ZM165 194H164V195H165ZM168 194L170 195V193H168ZM189 194H190V193H189ZM218 194H219V193H218ZM142 195H143V194H142ZM157 195H155V196H157ZM169 195H168V196H169ZM205 195H206V194H205ZM221 195H222V196H221ZM256 195H255V196H256ZM159 196H157V197H159ZM162 196H163V195H162ZM166 196H167V195H166ZM166 196H165V197H166ZM175 196H176V195H174V197H173V196H171V197H173V198L175 199ZM185 196H186V195H185ZM187 196H189V195H187ZM187 196H186V198H187ZM197 196H198V195H197ZM197 196L195 195V197H197ZM199 196H200V197L202 196L201 191H200ZM217 196H218V197H217ZM220 196H221V197H220ZM253 196H254V195H253ZM253 196L251 195V198H250V199H252ZM255 196H254V197H255ZM142 197H143V196H142ZM165 197H164L163 199H165ZM176 197H177V196H176ZM180 197H179V200H180ZM203 197H204V194H203ZM205 197H207V195H206ZM205 197H204V198H205ZM254 197H253V200H254ZM133 198H134V197H133ZM167 198L169 199V197H167ZM167 198H166V199H167ZM186 198H185V199H186ZM188 198H189V197H188ZM155 199H156V198H155ZM177 199H178V197H177ZM185 199H184V201L187 203V201H186ZM190 199H191V198H190ZM214 199H213V200H214ZM237 199H238V200H237ZM169 200H170V199H169ZM171 200L173 201V199H171ZM171 200H170V202H171ZM199 200H200V199H199ZM174 201H175V200H174ZM184 201H181V200H180V202H179V201H176V202H178V203L180 204L181 202L184 203ZM190 201H191V203H192V199H191ZM200 201H203V200H202V197H201V200H200ZM220 201H222V205H221V207H220V203H221ZM238 201H239V202H238ZM248 201H247V202H248ZM166 202H167V201H166ZM176 202H175V203H176ZM193 202H194V206L197 205V204L195 203L196 201L193 200ZM178 203H176L175 205H171L172 202H171V203L168 202V204H170V205H169V208L172 207V206L176 207ZM183 203H182V205H184ZM188 203H189V201H188ZM199 203H200V202H199ZM199 203H198L197 206H199ZM201 203H202V202H201ZM204 203H205V202H204ZM204 203H202V204L204 205V207H203V205L201 204L202 206H200V208L202 209V207H203L202 210H204V208L206 207L205 209L207 210V208L209 207L208 209H209V211H210V204H209V206L205 205V204H207V203H209V202L207 201L205 204H204ZM250 203L252 204V201H251V202L249 201V204H250ZM165 204H166V203H165ZM168 204H166V205L168 206ZM173 204H174V203H173ZM179 204H178V205H179ZM225 204H226V205H225ZM244 204L247 206V203H244ZM244 204H243V207L246 208V207L244 206ZM249 204H248V205H249ZM251 204H250V206H251ZM180 205H181V204H180ZM180 205L178 206L179 208H180ZM187 205H188V204H187ZM187 205H186V206H187ZM191 205H193V203H192ZM162 206H163V204H162ZM186 206L184 205L185 208H186ZM194 206H191V209H192V207H194ZM197 206H196V207H197ZM150 207H151V205H150ZM155 207H156V206H155ZM181 207H182V206H181ZM226 207H227V208H226ZM241 207H240V208H241ZM162 208H163V207H162ZM169 208H168V209H169ZM185 208H184V210H187V209H185ZM187 208H189V206H187ZM211 208H212V207H211ZM235 208H236V209H235ZM244 208H243V211H242L241 209H239L240 212L242 211L241 213H243V216L241 215L243 219H242V221H239V222L242 223V224L244 223V224L242 225V224L238 223V224L242 225L243 227H244V225H245V222H247L246 216H244V215L246 214V215L248 216L249 214H247V213L250 212V209H249V208H246L247 211L249 210L248 212H247ZM150 209H152V208H150ZM180 209H181V208H180ZM180 209H179V210H180ZM182 210H183V208H182ZM182 210H181L182 213L185 212V211H182ZM239 210H238V211H239ZM244 210L246 211V213L244 212ZM226 212H227V213L229 212V213H228L229 216L226 214ZM203 215H204V213L202 214V216H203ZM212 215L214 216V214H212ZM212 215H211V216H210L209 214L206 215L208 218H209V216H210V218L212 217L213 220L211 219V221H210V218H209V221H203V220L201 219V220H202V225H203V223H204V226H205V224L207 225V223H205V222H208V224H210V223L212 222V223H211L212 227H214V229H216L215 227L218 228V225L215 224V223H216V222H214V218H215V216L213 217ZM225 215H226V216H225ZM206 216H205V217H206ZM221 216H220V218H221ZM207 217H206V218H207ZM230 217H232L233 219L230 218L228 222H231V221L234 220L233 215L230 216ZM262 217H264V215H263ZM206 218H205V219H206ZM222 218H221V220H222ZM244 218L246 219L245 221H244ZM248 218H249V216H248ZM203 219H204V218H203ZM206 220H208V219H206ZM221 220H220V221H221ZM223 220H222V221H223ZM258 220H259V219H258ZM248 222H249V221H248ZM248 222H247V223H248ZM213 223H214L216 226H215ZM211 225H209V226L207 225V226L210 227ZM235 225H236V224H235ZM237 226H238V225H237ZM237 226H232V227L235 228V227H237ZM242 226H239V227H240V230H238V229H239L238 227L235 229L236 231L238 230L237 232H235V230H234L231 226H230V228H229V227H225V228H228L227 230L229 231V233H227V234L224 233V234H225V237L222 236V235H224V234H222V233L224 232L225 228L221 227V225H220V227L223 229V232H222V229L220 228L222 233L220 232V229H219V231H218V229H216V232H214V233H213V232H209V230L211 229V227H210L209 230H207L208 232H207V231L204 232L205 227L203 228V226H202V229H203V230L201 229V232H203L204 235H203V237L201 238V246L198 245V244H199V241L196 242V241H194V240H191V241L196 242L195 244L189 240V241H186V242H185V245H187V244L190 242L189 244H190V245L192 244L191 247H194L196 244H197L198 246L202 247V248H199V247H198V250H196V252H197V251L199 252L200 250H208V253H210V250H214V252L219 253V252H218V251H219L218 248L222 249L224 243H226L225 245H228V244H227V243H228L227 239H229V242L231 241V242H230V245H231V243H232V241H234L235 237H237V236L240 237V236L243 235V233H242V231H241V230L243 229V228H241ZM208 227H207V228H208ZM231 228H232L233 230H231L232 232L230 233V229H231ZM227 230H225V231L228 232ZM211 231H213V228H212ZM214 231H215V230H214ZM233 231H234L235 233H238L239 235H236V234H235V235L232 237V234H234ZM239 231H240V232H239ZM210 233H211V234L213 233V234L210 235ZM220 233H221L222 235H221ZM240 233H242V234H240ZM182 234H183V233H182ZM214 234H215V235L217 234V235H219V236L221 235L222 237L226 238V240L223 239V240H225L226 242H223V243H222V240L220 239L219 242H220V241H221V242L218 243L219 246H217L218 244H216V243H212L213 240H214ZM180 235H181V234H180ZM184 235H185V234H184ZM201 235H202V233H201ZM226 235H229V236L231 235V236H230V237L228 236L229 238H227ZM252 235H253V234H252ZM183 237H184V236H183ZM217 237H218V236H217ZM217 237H215V239H216ZM242 237L245 238L246 236L243 235ZM190 239H191V238H190ZM230 239H231V240H230ZM179 240H181V239L179 238ZM195 240H196V239H195ZM214 242H215V241H214ZM189 244H188V245H189ZM221 244H223L222 247H220ZM197 245H196V246H197ZM215 245H216V247H215ZM224 247H225V249H224V250L222 249L223 251L221 250V251L223 252V253H221V256L223 255V256H222L223 258H222V261L219 260V261H221L219 264H238L237 262H238V260H239L240 258H239V255H238V254L236 253V251L234 250V248H236V247H234V246H230V247H228V249H227L226 246H224ZM232 247H233V248H232ZM207 248H208V249H207ZM209 248H210V249H209ZM230 248H232L234 252L231 251L232 249L230 250ZM226 249H227V250H226ZM228 250H230V251H228ZM221 251H220V252H221ZM224 251H228V252H227V253L225 252V254H224ZM263 251H264V249H263ZM186 252H187V251H186ZM189 252H190V251H188L187 255L189 254ZM191 252H194V250H192ZM191 252H190V253H191ZM240 252H241V251H239V253H240ZM192 254H193V255H192ZM196 254H197V253H196ZM198 254H200V253H198ZM198 254H197V255H198ZM201 254H202L201 257H200V255H199V257H197V259H198V260H202V262L205 263V264H213V263H215L216 261H218V259L216 260V257H214L216 261H215L214 259H213L212 261H210V260L208 261V260H207V261H208V263H207V261H206L207 256H206V258L204 257L203 259H201L202 256H205V254L203 253V251H202ZM260 254L262 255V253H260ZM191 255L194 256V253H191L190 256H191ZM263 255H264V254H263ZM190 256L188 255L187 257H190ZM250 257H251V255H250ZM262 257H263V256H262ZM190 258H191V257H190ZM208 258H209V255H208ZM208 258H207V259H208ZM238 258H239V259H238ZM252 258H253V257H252ZM263 258H264V257H263ZM192 260H193V259H192ZM214 261H215V262H214ZM262 261H263V260H262ZM217 263H218V262H217ZM217 263H216V264H217ZM260 263H261V261H260ZM188 264H189V263H188ZM245 264H246V263H245ZM248 264H249V263H248Z\"/></svg>",
  "mask_w": 264,
  "mask_h": 264
}]
</instances>
